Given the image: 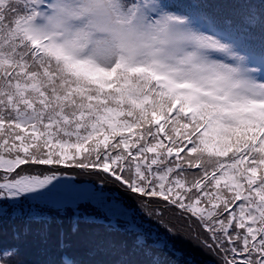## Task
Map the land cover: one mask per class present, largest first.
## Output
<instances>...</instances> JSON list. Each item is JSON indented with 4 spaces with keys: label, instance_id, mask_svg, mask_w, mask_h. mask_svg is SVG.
<instances>
[{
    "label": "snow or ice",
    "instance_id": "snow-or-ice-1",
    "mask_svg": "<svg viewBox=\"0 0 264 264\" xmlns=\"http://www.w3.org/2000/svg\"><path fill=\"white\" fill-rule=\"evenodd\" d=\"M258 8L252 66L239 37L167 0H0V201L54 187L62 169L103 173L194 218L219 264H264Z\"/></svg>",
    "mask_w": 264,
    "mask_h": 264
},
{
    "label": "trees",
    "instance_id": "trees-1",
    "mask_svg": "<svg viewBox=\"0 0 264 264\" xmlns=\"http://www.w3.org/2000/svg\"><path fill=\"white\" fill-rule=\"evenodd\" d=\"M167 2L172 10L202 14L203 18L198 19L203 27L210 23L218 31L239 37L241 54H251L256 59L252 66L259 65L262 31L258 6L262 0ZM250 13L256 22L248 29L246 17ZM62 171L87 184L89 191L61 205L32 195L0 201V264H58L65 254L77 264H120L126 259H155L159 264H219L216 255L200 246L198 236L207 234L194 218L174 208H163L164 202L158 198L145 204L144 198L129 193L119 182L105 179L103 173ZM74 225L76 232H72ZM16 231L23 233L19 240L13 238ZM5 249H16L18 255L8 260L3 257ZM145 251L149 253L147 257L143 255Z\"/></svg>",
    "mask_w": 264,
    "mask_h": 264
},
{
    "label": "rangeland",
    "instance_id": "rangeland-1",
    "mask_svg": "<svg viewBox=\"0 0 264 264\" xmlns=\"http://www.w3.org/2000/svg\"><path fill=\"white\" fill-rule=\"evenodd\" d=\"M53 185L55 186H49V189L41 190L38 194L29 195L35 196L37 199L49 198L54 204L61 205L62 203H70L82 198L90 189L87 184L78 181L75 176L70 174L63 175L59 180L53 181ZM60 191H65L66 193H61Z\"/></svg>",
    "mask_w": 264,
    "mask_h": 264
}]
</instances>
